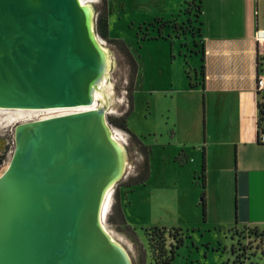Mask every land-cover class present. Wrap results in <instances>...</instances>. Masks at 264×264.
I'll return each mask as SVG.
<instances>
[{
    "label": "water",
    "instance_id": "1",
    "mask_svg": "<svg viewBox=\"0 0 264 264\" xmlns=\"http://www.w3.org/2000/svg\"><path fill=\"white\" fill-rule=\"evenodd\" d=\"M95 36L80 0H0V108L92 105L106 67ZM107 114L17 126L0 177V264H133L103 226L105 191L125 176Z\"/></svg>",
    "mask_w": 264,
    "mask_h": 264
},
{
    "label": "rangeland",
    "instance_id": "2",
    "mask_svg": "<svg viewBox=\"0 0 264 264\" xmlns=\"http://www.w3.org/2000/svg\"><path fill=\"white\" fill-rule=\"evenodd\" d=\"M93 1L96 32L113 55L110 53V80L115 102L112 105L114 110L107 114L109 123L111 117L125 115L132 105V68L122 48L114 40L130 43L134 56H140L144 64L139 71L141 77L137 75L132 90L133 112L128 118L129 132L110 123L114 131H121L125 136L128 167L125 176L114 187L113 205L105 217L106 227L126 248L133 264H264V226L231 229L209 226L201 205V186L190 184L195 179L185 172L187 162L177 160L182 152H177L170 159L174 144L184 139L181 134L185 118L186 121L190 119L192 106L188 105L186 95L172 98L169 90L183 84L182 81L187 79L185 71L193 83L197 81L201 56L191 54V49H196L200 30L199 0H186L180 7H183L182 17L178 16L174 23L163 24L155 19L168 11L164 4L174 7L172 0H107L108 38L98 32V18L106 1ZM188 17L190 21L183 23ZM166 27H171L172 33L186 35V40L175 41L173 54L170 43L163 45V50L158 42L142 41L144 35L152 36L161 29L165 32ZM179 48L186 51L187 58L180 57ZM40 113H37L38 116L43 118L51 112ZM16 118L6 113L0 114V138L9 142L0 155L3 157L0 172L11 162L16 148L13 143L16 128L22 123ZM175 118L180 119L178 126H175ZM131 134L151 147L152 168L146 183L124 186L140 173L145 162L143 150ZM177 170H181L182 174ZM188 186L193 190H189ZM118 191L127 225L116 224ZM128 226L133 234L128 231Z\"/></svg>",
    "mask_w": 264,
    "mask_h": 264
},
{
    "label": "crops",
    "instance_id": "3",
    "mask_svg": "<svg viewBox=\"0 0 264 264\" xmlns=\"http://www.w3.org/2000/svg\"><path fill=\"white\" fill-rule=\"evenodd\" d=\"M172 2L174 7L164 4L168 11L158 15L155 21L174 23L178 16L182 17L183 7H180L186 0ZM201 2V30L196 49H191V54L201 56L197 81L193 83L185 71L187 79L182 81L183 84L169 90L172 98L186 95L188 105L192 106L190 119L186 121L185 118L181 134L184 139L174 144L170 159L182 152L181 157L187 162L185 172L195 179L190 184L197 183L201 192L206 193L205 222L209 226L226 229L262 227L264 143L259 137L264 127L261 113L264 94L258 92L257 80L264 74V51L255 36L258 30H264V0ZM188 21L189 17L182 22ZM170 28H164L165 32L161 29L152 35L155 38L142 41L158 42L163 50L170 43L173 54L175 41L186 40V35L172 33ZM181 49L180 57L187 58L186 51ZM137 59L140 71L144 64L140 56ZM138 74L141 77L140 72ZM179 121L175 118V126L180 124ZM204 153L205 188L200 178ZM180 171L177 170L181 175Z\"/></svg>",
    "mask_w": 264,
    "mask_h": 264
},
{
    "label": "bare ground",
    "instance_id": "4",
    "mask_svg": "<svg viewBox=\"0 0 264 264\" xmlns=\"http://www.w3.org/2000/svg\"><path fill=\"white\" fill-rule=\"evenodd\" d=\"M84 8H86L88 15H89V22L91 29L93 28V21H94V16H95V9L93 5V0H80ZM96 42L99 46V48L102 50L104 53L105 57V62H106V67L104 70V73L102 76L93 83L92 85V96H93V104L90 106H81L77 108H55V109H48V110H35V109H30V111H24V110H19V111H5V108L0 109V114L6 113L9 114L10 116L17 117L18 122H30L34 120H42V119H47L51 117H56V116H61L65 114H70L78 111H83V110H91V109H102L105 112H112L114 109L112 108L114 101V89H113V83L110 80L111 78V70H112V60H111V51L109 52V49L107 46L104 44V42L98 38V36H95ZM111 53V55H110ZM113 56V55H112ZM114 65V63H113ZM2 110V111H1ZM41 114L40 112H51L48 116L41 118L40 115L38 116V113ZM37 117V118H36ZM14 119V118H13ZM109 136L111 140L114 142V144L117 146L121 153V174H126L127 167H128V156L126 152V148L124 145V139L125 136L121 131H114L112 127L108 128ZM10 163L7 164V166L0 172V177L6 172L8 169ZM116 185V182L113 181L110 186L106 189L105 194H104V203L102 207V215L104 219L106 220V215L109 213L111 206L113 205L112 197H113V191L114 187ZM104 229L107 232V234L110 236L111 240L124 248V250L127 252L126 248L119 242V240L116 239V237L111 233V231L106 227L104 224Z\"/></svg>",
    "mask_w": 264,
    "mask_h": 264
},
{
    "label": "trees",
    "instance_id": "5",
    "mask_svg": "<svg viewBox=\"0 0 264 264\" xmlns=\"http://www.w3.org/2000/svg\"><path fill=\"white\" fill-rule=\"evenodd\" d=\"M106 1V4H105V7H104V10L103 12L99 15V18H98V32L99 34L104 37V38H108L109 36V21H108V16H109V11H108V7H107V0ZM201 0H199V5H198V13H199V16L200 14L202 13V4H201ZM158 22H160L161 24L163 23H172V22H163L162 20H156ZM200 23V21H199ZM200 30H201V27H200ZM200 30H199V34H200ZM177 31V30H176ZM155 38V36H150L149 34H146L143 36V39H153ZM116 43H118L120 45V47L122 48L123 52L125 53V55L127 56L128 60H129V64L132 68V86L130 88V92H131V108L130 110L123 116L121 117H117V118H114V117H111L110 118V123L111 124H114L116 127L126 131V132H129V129H128V118L130 117V115L132 114L133 112V95H132V90L134 88V85H135V80H136V77L138 75V72H139V63H138V60L137 58L134 56V53L132 52V50L130 49V45L128 43H126L124 40H114ZM261 113H262V116H264V103L262 104V109H261ZM132 135V134H131ZM133 138L139 142V145L141 146L142 150H143V153L145 155V162L144 164L142 165V168H141V171L140 173L135 176V177H132L130 180H128L126 182V184H124V186H132L133 184L135 183H146V181L150 178V175H151V154H152V149L151 147L145 145L143 142H141L139 140V138L135 135H132ZM206 154L204 153V162H203V167H202V170H201V179L202 180V187L205 188L206 187V177H205V173H206ZM182 154L179 155V157L177 158V160L181 161L184 163V161H182V158H181ZM3 163V157L0 156V168H1V165ZM202 205H203V209H204V215L206 217V214H207V207H206V193L204 192L203 193V197H202ZM121 196H120V192L118 191L117 192V203L115 205V208L117 209L118 211V219H117V222L116 224H118L119 226L120 225H127V221H126V218H125V215L121 209ZM253 228H257V227H253ZM128 231L131 232L133 234V231L131 229L130 226L127 227ZM135 234V233H134Z\"/></svg>",
    "mask_w": 264,
    "mask_h": 264
},
{
    "label": "built area",
    "instance_id": "6",
    "mask_svg": "<svg viewBox=\"0 0 264 264\" xmlns=\"http://www.w3.org/2000/svg\"><path fill=\"white\" fill-rule=\"evenodd\" d=\"M256 41L260 47V49H263L264 51V30L263 29H260L256 32ZM257 90L260 94H264V74L263 75H260L258 77V80H257ZM0 139H4L6 141V145L9 144L8 140L5 139V138H0ZM259 140L260 142L264 143V127L260 133V137H259ZM14 144H16V138H14V141H13ZM2 154V151H0V155Z\"/></svg>",
    "mask_w": 264,
    "mask_h": 264
}]
</instances>
